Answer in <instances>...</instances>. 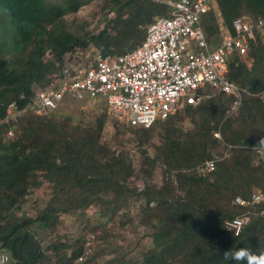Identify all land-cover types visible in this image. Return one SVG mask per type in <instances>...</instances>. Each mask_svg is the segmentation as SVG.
Wrapping results in <instances>:
<instances>
[{"label": "trees", "instance_id": "16d2710c", "mask_svg": "<svg viewBox=\"0 0 264 264\" xmlns=\"http://www.w3.org/2000/svg\"><path fill=\"white\" fill-rule=\"evenodd\" d=\"M92 2L104 15L99 31L92 21L66 20L67 14ZM214 4L216 10L202 17L212 46L222 24L234 33L235 17L264 19V0ZM0 9L11 17L14 48L9 59L0 56V250L10 254V264H75L85 251L86 238L44 246L36 232H57L62 216L96 207L113 217L120 212L123 222L131 205L140 208L139 223L151 243L147 248L134 246L137 257L129 248L109 264H225L217 250H264V203H235L238 196L249 199L256 190L264 192V159L253 148L259 143L255 135L264 133L261 37L245 54L235 53L230 59L227 77L243 90L233 116L229 112L237 96L220 92L149 128L116 119L114 136L105 140L110 117L105 101L94 120L83 124L60 110L67 102L48 114H37L31 107L35 91L56 85L79 50L97 49L102 55L133 50L144 41L151 23L170 15V7L155 0H0ZM11 102L22 111L15 123L4 120ZM133 136L139 147L134 151L125 144ZM215 156V169L199 173L197 168ZM158 168L163 175L160 184L152 181ZM139 178L141 189L135 186ZM45 189L50 193L42 206L23 209L29 197ZM247 212L250 221L240 234L225 227L227 220ZM94 259L88 256L81 263L99 264Z\"/></svg>", "mask_w": 264, "mask_h": 264}, {"label": "built area", "instance_id": "2783aa9c", "mask_svg": "<svg viewBox=\"0 0 264 264\" xmlns=\"http://www.w3.org/2000/svg\"><path fill=\"white\" fill-rule=\"evenodd\" d=\"M170 9L151 23L144 41L133 50L121 55H102L96 52L87 62L79 60L61 70L56 85L38 88L31 107L37 114L57 110L66 100L102 98L108 112L133 127H151L165 120L186 105H196L216 93L235 94L230 114L238 111L243 90L227 77L231 57L245 54L253 40H264V19L247 15L232 20V33L222 26L219 43L209 42L202 25V17L215 9L214 0H160ZM77 53V52H76ZM5 121L17 122L22 111L15 102L8 104ZM13 135V131H9ZM214 135L222 139L221 132ZM253 146L259 158L264 159V133ZM216 156L204 161L199 173L211 172L216 167ZM235 203L251 206L264 203V192L254 191L249 199L240 196ZM264 214V210L262 211ZM249 212L225 222V227L240 234L250 221ZM91 243L78 258L83 261L90 255ZM11 256L0 251V264H10Z\"/></svg>", "mask_w": 264, "mask_h": 264}, {"label": "rangeland", "instance_id": "374dc122", "mask_svg": "<svg viewBox=\"0 0 264 264\" xmlns=\"http://www.w3.org/2000/svg\"><path fill=\"white\" fill-rule=\"evenodd\" d=\"M57 1V0H51ZM114 14V13H113ZM113 14H109L108 17H112ZM68 22L73 19L78 21L88 20L92 21V28L99 31L104 20V15L102 14L100 7L97 2H92L91 4L82 6L79 8L77 13H70L65 16ZM11 17L6 10L0 9V56H6L8 59L12 56L14 51L12 38H11ZM97 49L90 50H79L76 54L79 60L88 61L87 58L90 56H95ZM73 62V60H71ZM102 98H95L92 100H74L67 102L60 110L64 114H71L76 122H82L83 124L91 123L94 120V114L96 109L103 110L104 103ZM110 115V114H109ZM119 120L120 123H125L122 119L118 117H113L110 115L109 121L106 124V138L108 135L114 136V122ZM126 124V123H125ZM129 126L128 124H126ZM134 137V136H133ZM256 139L260 137V134L255 135ZM137 139L134 137L131 141H126V146L132 151L139 149L137 146ZM155 143L160 144L158 138L154 140ZM152 152V147L150 148ZM218 157V156H217ZM134 163L139 165V156L135 158ZM163 175L161 174L159 168L154 171L153 182L160 184L162 182ZM135 186L141 189L143 187V180L139 178L135 182ZM50 190H40L38 194L33 197H29V200L23 205L25 210L28 207L31 211L37 206H42L49 196ZM75 204V202H73ZM131 211L128 212L127 217L122 222L119 218V214L115 217L111 214H104L101 212L100 207L92 209L90 211H79L72 212L68 215L61 217L60 230L57 232L43 233L37 231L36 234L38 238L43 242L44 246L49 245L51 242H56L58 240L67 241L77 240V236L86 238L87 241L91 243L92 252L89 257L95 258L99 264H109V261L117 256H123L128 254L130 250L137 257L138 252H136L134 246H138L137 249L147 248L151 243V238L148 234L146 227L139 223V213L140 208L135 205H131ZM125 223V224H123ZM61 239H59L60 237ZM86 241V242H87ZM144 245V246H141ZM130 248V249H129ZM129 249V251H128ZM84 261H76L75 264H82Z\"/></svg>", "mask_w": 264, "mask_h": 264}, {"label": "clouds", "instance_id": "9594fccd", "mask_svg": "<svg viewBox=\"0 0 264 264\" xmlns=\"http://www.w3.org/2000/svg\"><path fill=\"white\" fill-rule=\"evenodd\" d=\"M260 144L264 145V139L260 140ZM216 254L222 257L225 264H229V262H234V264H264V250H261L260 248L253 251L251 248L240 247L235 250L228 249L222 253L217 250ZM87 258L88 256L86 259Z\"/></svg>", "mask_w": 264, "mask_h": 264}, {"label": "crops", "instance_id": "0c3cea01", "mask_svg": "<svg viewBox=\"0 0 264 264\" xmlns=\"http://www.w3.org/2000/svg\"><path fill=\"white\" fill-rule=\"evenodd\" d=\"M155 1H157V2H160V3H163L162 1H160V0H155ZM165 4V3H164ZM167 5V4H166ZM215 10H216V7H215ZM160 17H162V16H160ZM110 18H112V17H110ZM159 18V17H158ZM222 26H223V24H222ZM222 28V27H221ZM219 40H220V37H219ZM219 40L217 41V42H215L214 44H213V46H215V45H217L218 43H219ZM38 88H40V86L38 87ZM37 88V89H38ZM36 89V90H37ZM243 98V97H242ZM75 99H73V100H68V99H66L62 104H61V106L63 105V104H65V102H71V101H74ZM84 100H92V99H84ZM102 101H105L104 99L102 100ZM106 102V101H105ZM107 103V102H106ZM107 110H108V106H107ZM230 111H231V109H230ZM238 112V111H237ZM236 112V113H237ZM109 113V112H108ZM236 113H234V114H236ZM110 114V113H109ZM234 114H230V112H229V115L230 116H233ZM111 115V114H110ZM114 117V116H113ZM122 121H124V120H122ZM125 122V121H124ZM126 123V122H125ZM127 124V123H126ZM130 126V125H129ZM133 127V126H132ZM260 134V137L262 136V133H259ZM259 137V138H260ZM257 191V190H256Z\"/></svg>", "mask_w": 264, "mask_h": 264}]
</instances>
